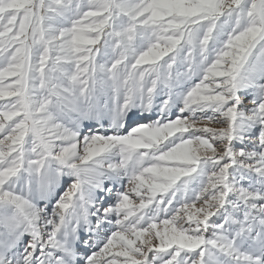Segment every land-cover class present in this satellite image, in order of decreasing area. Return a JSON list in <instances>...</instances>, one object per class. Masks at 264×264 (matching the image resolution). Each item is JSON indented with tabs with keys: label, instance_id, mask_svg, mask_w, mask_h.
I'll list each match as a JSON object with an SVG mask.
<instances>
[{
	"label": "snow or ice",
	"instance_id": "obj_1",
	"mask_svg": "<svg viewBox=\"0 0 264 264\" xmlns=\"http://www.w3.org/2000/svg\"><path fill=\"white\" fill-rule=\"evenodd\" d=\"M0 264H264V0H0Z\"/></svg>",
	"mask_w": 264,
	"mask_h": 264
}]
</instances>
